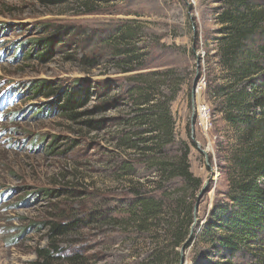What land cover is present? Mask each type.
<instances>
[{
	"label": "rangeland",
	"instance_id": "rangeland-1",
	"mask_svg": "<svg viewBox=\"0 0 264 264\" xmlns=\"http://www.w3.org/2000/svg\"><path fill=\"white\" fill-rule=\"evenodd\" d=\"M224 1L0 0V264L35 261V250L53 242L66 257L79 255L73 264H264V234L231 254L212 242L226 230L204 231L230 203L228 165L240 139L216 92L225 77L219 41L230 36L218 21ZM57 34L51 55L34 58L43 51L31 42ZM42 81L52 92L32 95ZM82 84L89 101L76 118L48 112ZM145 84L164 104L177 92L170 104L175 140L163 153L145 152L153 141L139 139L152 137L149 125H134L151 108L134 95ZM185 147L202 180L198 192L179 190L180 179L166 182L152 166ZM151 197L166 206L141 225L138 203ZM188 215L194 223L182 247L193 238L181 255L177 235ZM55 226L71 231L55 237Z\"/></svg>",
	"mask_w": 264,
	"mask_h": 264
},
{
	"label": "trees",
	"instance_id": "trees-1",
	"mask_svg": "<svg viewBox=\"0 0 264 264\" xmlns=\"http://www.w3.org/2000/svg\"><path fill=\"white\" fill-rule=\"evenodd\" d=\"M48 4H64L70 0H40ZM223 11L218 16V21L224 25V30H229L230 36L219 41V62L225 77L223 83L216 86V92L223 100V116L225 121L237 129L240 135L238 148L234 150L229 159V202L215 210L216 223L206 225L204 231L215 235L218 230H226L224 236L213 237L212 242L231 254L240 251L245 243L257 242L260 235L264 234V46H259L258 39L264 42V5L259 6L249 0H225ZM262 35V36H261ZM259 36V37H257ZM61 36L32 41L34 49L39 48L34 58L46 60L52 53L55 42ZM23 47H18L16 54H21ZM32 50V51H33ZM25 58L31 54L25 53ZM86 84L77 86L71 93L66 94L63 101H52L54 107H49L48 112L59 111L63 115L69 114L76 118L77 111L89 101ZM149 85H143L138 95L140 103L150 105L146 114H137L135 126L149 125L148 133L151 138L139 139L147 143L153 141L151 147H145L149 155L163 150L175 140L174 122L172 120L170 104L177 97V92L164 102H158L157 97L151 99L148 91ZM47 82H38L31 94L43 96L46 91H51ZM23 94V93H18ZM51 94L55 93H49ZM256 109L260 110V113ZM43 114V111H40ZM136 128V127H135ZM131 141V139H129ZM137 145H131L135 148ZM164 148V149H163ZM190 149L185 147L175 159H161L154 161L156 171L161 173L168 182L180 179L182 188L179 190L198 192L202 187V180L191 171L189 162ZM132 166L124 168L130 175ZM163 193V197H164ZM154 198H143L138 205L141 206L139 219L142 223L149 224L158 220L166 204H161ZM193 203L190 211L193 210ZM184 206V205H183ZM187 229L184 234H177L176 247L182 244L189 236L193 218L188 215ZM135 221V218L132 219ZM149 229V226H148ZM55 237L65 236L71 230L67 227H52ZM70 230V231H69ZM36 260L25 264H73L79 255L66 257L64 250L55 242L46 248L35 250Z\"/></svg>",
	"mask_w": 264,
	"mask_h": 264
},
{
	"label": "water",
	"instance_id": "water-1",
	"mask_svg": "<svg viewBox=\"0 0 264 264\" xmlns=\"http://www.w3.org/2000/svg\"><path fill=\"white\" fill-rule=\"evenodd\" d=\"M196 80H197V78H196ZM196 80L194 81L193 91H192V97H193V100H195V95H196V93H197V81H196ZM202 151H203V150H202ZM203 152L206 154L205 151H203ZM206 155H207V154H206ZM208 186H209V185H206V186L201 190V192H200V194H199V196H198L197 203H196V206H195V211H194L195 220L197 219L196 216H197V213H198V210H199L200 204H201V199H202L203 195L207 192V190H208V188H209ZM192 231H193V229H192ZM192 238H193V232L191 233V235H190L188 241H187V242L184 244V246L182 247L181 255H183L186 246L189 244V242L192 240ZM182 263H183V260H182Z\"/></svg>",
	"mask_w": 264,
	"mask_h": 264
},
{
	"label": "clouds",
	"instance_id": "clouds-1",
	"mask_svg": "<svg viewBox=\"0 0 264 264\" xmlns=\"http://www.w3.org/2000/svg\"><path fill=\"white\" fill-rule=\"evenodd\" d=\"M18 93V92H17ZM0 194H2L0 197H1V199H4V196L6 195L4 192H0Z\"/></svg>",
	"mask_w": 264,
	"mask_h": 264
}]
</instances>
